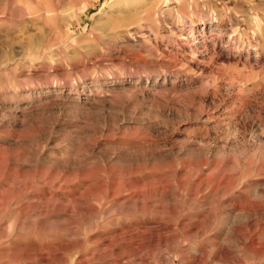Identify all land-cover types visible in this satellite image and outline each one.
<instances>
[{"label":"rangeland","instance_id":"374dc122","mask_svg":"<svg viewBox=\"0 0 264 264\" xmlns=\"http://www.w3.org/2000/svg\"><path fill=\"white\" fill-rule=\"evenodd\" d=\"M263 229L264 0H0V264H264Z\"/></svg>","mask_w":264,"mask_h":264},{"label":"bare ground","instance_id":"6f19581e","mask_svg":"<svg viewBox=\"0 0 264 264\" xmlns=\"http://www.w3.org/2000/svg\"><path fill=\"white\" fill-rule=\"evenodd\" d=\"M182 224H183V223H182ZM159 226H160V225H159ZM190 228H191V227H190ZM190 228H189V229H190ZM192 228H193V227H192ZM195 228H196V227H195ZM187 230H188V229H187ZM187 230H186V231H187ZM263 230H264V229H263ZM261 234H262V233H261ZM263 243H264V242H263ZM263 243H261V244H263ZM159 245H160V244H159ZM263 245H264V244H263ZM243 246H244V245H243ZM261 246H262V245H261ZM246 248H247V247H246ZM261 249H262V248H260V250H261ZM257 250H258V249H257ZM226 253H227V252H226ZM259 254H260V252H259ZM226 255H227V254H226ZM256 255H258V254H256ZM263 256H264V255H263ZM256 258H257V257H256ZM258 258H260V257H258ZM262 258H264V257H262ZM260 259H261V258H260ZM168 260H169V259H168Z\"/></svg>","mask_w":264,"mask_h":264}]
</instances>
